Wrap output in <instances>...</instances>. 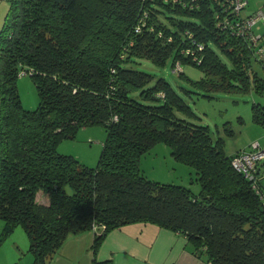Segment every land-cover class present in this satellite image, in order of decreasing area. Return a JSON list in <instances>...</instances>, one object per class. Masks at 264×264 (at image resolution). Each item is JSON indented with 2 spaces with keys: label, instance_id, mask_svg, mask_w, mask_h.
Returning a JSON list of instances; mask_svg holds the SVG:
<instances>
[{
  "label": "trees",
  "instance_id": "16d2710c",
  "mask_svg": "<svg viewBox=\"0 0 264 264\" xmlns=\"http://www.w3.org/2000/svg\"><path fill=\"white\" fill-rule=\"evenodd\" d=\"M224 1L9 0L0 28L1 236L21 224L30 264H46L68 235L91 229L92 264H113L96 258L98 248L108 232L132 222L182 234L193 254L211 264H264V159L254 179L234 169L235 152L226 154L208 126L174 116L173 107L186 104L163 78L142 90L162 103L129 96L151 78L130 63L163 64L170 55L173 63L201 67L199 87L264 96L252 46L217 25ZM198 44L195 62L182 50ZM21 72L36 85L34 109L22 106ZM252 115L264 125V105L253 103ZM96 123L106 129L96 166L57 151L60 140ZM158 142L195 170L198 193L141 172L140 157Z\"/></svg>",
  "mask_w": 264,
  "mask_h": 264
},
{
  "label": "rangeland",
  "instance_id": "374dc122",
  "mask_svg": "<svg viewBox=\"0 0 264 264\" xmlns=\"http://www.w3.org/2000/svg\"><path fill=\"white\" fill-rule=\"evenodd\" d=\"M165 15H168V13H165ZM164 16H161V18L167 23ZM260 23L264 24V22L259 21L257 25ZM214 48L218 51L222 60L230 64L226 54L215 46ZM173 60V56L170 55L163 64H158L149 58H137L132 61L130 63L132 68L149 73L151 78L143 87L131 89L129 96L145 104L162 103L161 98L154 99L144 96L142 90L153 86L157 79L163 78L182 97L186 104L185 107L174 106L172 109L174 116L187 123L208 126L213 139L220 137L223 141L226 154H232L241 149L248 150L252 147V143L256 141L264 146V125L254 121L252 115V104L261 103L264 105V96L258 95L253 89L225 90L199 87L195 81L205 75L201 67L189 62H181L180 64L179 61H176L173 63ZM177 65H180L183 73L180 74L175 69ZM252 65L253 69L264 78V68L255 60H253ZM213 80L220 81L217 77H214ZM16 84L22 106L25 109L36 108L39 95L31 76L29 74L19 75ZM105 137L106 129L101 123L92 124L86 128L81 127L73 138L60 140L57 151L73 155L87 166L94 167L98 162ZM139 163L141 172L152 181L180 184L194 193H198L200 190V183L196 179L195 170L183 161L176 160L171 155L170 148L163 142L156 143L145 152L140 157ZM38 199L41 200L42 198L39 197ZM3 226L4 220L0 217V237H2ZM88 233L94 234L93 231H83L68 235L60 248L54 253H57L56 255L61 259L57 264L62 262L67 249L78 241L80 242L81 253L89 255L85 252V249L92 243V237ZM28 247V235L23 226L17 224L8 235L2 237L0 242V264H30L32 255L28 251ZM46 264H50V257L47 259ZM87 264H89V259Z\"/></svg>",
  "mask_w": 264,
  "mask_h": 264
},
{
  "label": "crops",
  "instance_id": "0c3cea01",
  "mask_svg": "<svg viewBox=\"0 0 264 264\" xmlns=\"http://www.w3.org/2000/svg\"><path fill=\"white\" fill-rule=\"evenodd\" d=\"M8 7L9 0H0V28ZM259 7H264V0H247L244 13L250 14ZM252 28L262 35L261 42L264 44V24L256 23ZM41 200L45 202L47 199L44 196ZM88 234L93 240L94 234ZM89 247L85 249L89 255L81 253L78 241L67 249L60 264H87L88 259L92 264ZM56 254L50 259V264L60 262ZM96 258L111 259L113 264H211L193 254L185 236L151 222H132L112 229L98 248Z\"/></svg>",
  "mask_w": 264,
  "mask_h": 264
},
{
  "label": "built area",
  "instance_id": "2783aa9c",
  "mask_svg": "<svg viewBox=\"0 0 264 264\" xmlns=\"http://www.w3.org/2000/svg\"><path fill=\"white\" fill-rule=\"evenodd\" d=\"M246 3L247 0H225L222 9L224 17L221 18L219 13H217V25L222 28H231L235 35L246 39L253 48L254 60L264 68V44L261 42L262 35L255 33L252 28L257 22H264V7H259L254 12L245 14L243 11ZM226 12L229 14H226ZM202 48L203 45L198 44L197 49L186 48L182 52L185 55H189L192 60L200 62L201 57L198 55L197 50L200 51ZM175 69L181 70L180 65H177ZM24 73L21 72V74ZM159 95H163V93L160 92ZM261 159H264V146H261L256 141L252 143L250 149L236 151L232 156L231 164L234 169L242 172L247 178L254 179L255 166Z\"/></svg>",
  "mask_w": 264,
  "mask_h": 264
}]
</instances>
